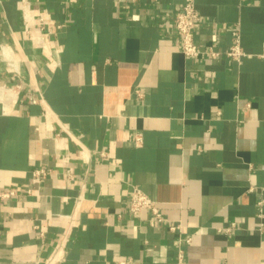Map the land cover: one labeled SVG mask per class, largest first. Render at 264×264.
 Listing matches in <instances>:
<instances>
[{"label": "crops", "instance_id": "crops-1", "mask_svg": "<svg viewBox=\"0 0 264 264\" xmlns=\"http://www.w3.org/2000/svg\"><path fill=\"white\" fill-rule=\"evenodd\" d=\"M181 3L0 0V264H264V0Z\"/></svg>", "mask_w": 264, "mask_h": 264}, {"label": "built area", "instance_id": "built-area-1", "mask_svg": "<svg viewBox=\"0 0 264 264\" xmlns=\"http://www.w3.org/2000/svg\"><path fill=\"white\" fill-rule=\"evenodd\" d=\"M26 20L32 19L31 16L25 15ZM45 17H38L36 22H38L39 26L43 28L46 24ZM201 20L200 12L196 7L195 0H182L179 11L176 13L173 19L174 32L179 37L180 40V49L181 52L188 58H197L203 54H207L212 58H216L220 56L222 53L237 62H240L244 56H247L241 45V34L240 28L238 25H234L230 27L232 42L229 47L221 52V50L217 49L214 45H208L206 47H200L195 41V35L197 33V29L199 27ZM257 55L261 58H264V46L260 50ZM13 67V66H12ZM17 71H14V75ZM20 85H14L13 90L16 92L17 87ZM138 95H141L139 91H136ZM33 103L37 102V99L32 100ZM141 140L140 136H136V141L139 142ZM48 173V169L44 167L35 168L32 170L31 179L33 181H38L44 178ZM13 192L0 191V197H6L7 195L12 194ZM261 202L258 203V210L261 213ZM128 209L131 213H138L144 209H150L152 212V220L156 222L161 218V214L159 210L156 208L154 201L140 188L137 186L132 187V191L129 197ZM232 227V226H231ZM231 227L225 228V231L228 232ZM173 229V227H171ZM181 257V255H179ZM119 264H125V262H121Z\"/></svg>", "mask_w": 264, "mask_h": 264}]
</instances>
